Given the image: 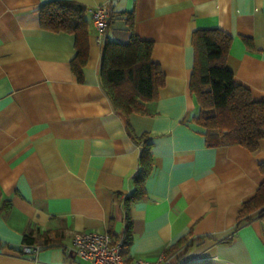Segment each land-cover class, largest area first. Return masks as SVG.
Here are the masks:
<instances>
[{
	"label": "crops",
	"instance_id": "obj_1",
	"mask_svg": "<svg viewBox=\"0 0 264 264\" xmlns=\"http://www.w3.org/2000/svg\"><path fill=\"white\" fill-rule=\"evenodd\" d=\"M50 1L0 0V264H91L75 252V233L123 240V198L140 170L135 134L144 132L154 142V169L131 207L126 259L164 253L169 264H264V215L254 210L241 222L243 204L264 181V139L256 151L208 146L190 87L193 33L221 29L233 37L226 63L235 81L264 100V0H74L90 21L82 81L72 68L75 34L42 26L40 8ZM101 4L112 17L99 42L91 10ZM130 18L136 34L153 42L165 84L145 114L126 116L100 68L107 39L130 40ZM32 227L65 237L23 253Z\"/></svg>",
	"mask_w": 264,
	"mask_h": 264
},
{
	"label": "trees",
	"instance_id": "obj_2",
	"mask_svg": "<svg viewBox=\"0 0 264 264\" xmlns=\"http://www.w3.org/2000/svg\"><path fill=\"white\" fill-rule=\"evenodd\" d=\"M87 12L84 5L74 0H54L40 8L43 28L75 34L77 53L72 68L80 81L83 80V67L89 56L90 21ZM130 30L131 36L127 43L108 39L105 41L100 68L104 89L115 108L126 116L132 113L145 114V105L158 98L159 88L165 84L161 67L152 59L153 42L136 34L131 18ZM244 40L248 45L251 44L250 39ZM192 43L194 65L190 87L200 109L195 120L206 129L207 145L240 144L250 151H256L264 139V100H254L251 91L235 81L233 72L227 66L233 37L221 29H198L193 33ZM135 138L142 150L139 157L140 170L133 179L134 190L123 198L124 255L134 240L131 207L145 196L146 183L154 169V142L151 134H135ZM259 169L264 175V162L260 163ZM254 210H258L260 216L264 215V181L255 196L243 204L241 222L248 220ZM64 237L65 233L61 229L43 231L32 227L24 234L23 247L37 245L41 249L60 245ZM186 242L184 238L174 247ZM22 252L29 253L23 248ZM180 264L210 263L189 260Z\"/></svg>",
	"mask_w": 264,
	"mask_h": 264
},
{
	"label": "built area",
	"instance_id": "obj_3",
	"mask_svg": "<svg viewBox=\"0 0 264 264\" xmlns=\"http://www.w3.org/2000/svg\"><path fill=\"white\" fill-rule=\"evenodd\" d=\"M92 19L97 30V40L102 42L109 26L112 9L108 4L97 5L91 10ZM123 242L117 240L110 232H77L72 239V246L77 255L91 264H169L168 256L160 254L156 260L137 259L129 262L123 254ZM25 252L40 250L37 245H25Z\"/></svg>",
	"mask_w": 264,
	"mask_h": 264
}]
</instances>
